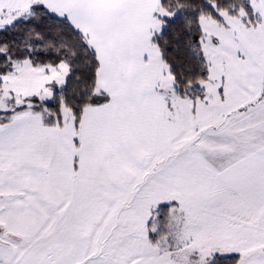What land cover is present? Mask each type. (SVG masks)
Returning a JSON list of instances; mask_svg holds the SVG:
<instances>
[{
  "label": "snow or ice",
  "instance_id": "6c2138e0",
  "mask_svg": "<svg viewBox=\"0 0 264 264\" xmlns=\"http://www.w3.org/2000/svg\"><path fill=\"white\" fill-rule=\"evenodd\" d=\"M0 264H264V0H0Z\"/></svg>",
  "mask_w": 264,
  "mask_h": 264
}]
</instances>
